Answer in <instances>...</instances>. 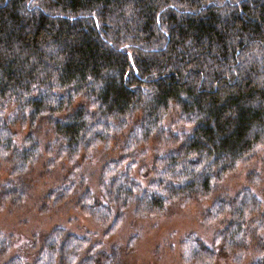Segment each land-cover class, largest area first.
<instances>
[{
    "label": "trees",
    "instance_id": "trees-1",
    "mask_svg": "<svg viewBox=\"0 0 264 264\" xmlns=\"http://www.w3.org/2000/svg\"><path fill=\"white\" fill-rule=\"evenodd\" d=\"M39 121L52 136L50 166H73L69 187L97 152L118 154L101 172L106 203L94 202L85 178L74 189L108 233L132 205L137 215L161 216L207 198L264 150V0H0V157L15 172L42 152ZM20 127L32 138L22 149ZM151 144L159 148L149 169L142 162ZM140 165L146 187L134 177ZM259 180L248 176L249 185ZM260 202L245 187L214 205L227 225L214 240L224 254L243 252L244 238L259 240ZM65 234L53 231L34 264H57L62 254L75 264L87 240ZM8 239L0 235V248L9 250ZM182 247L187 264L216 263L195 237Z\"/></svg>",
    "mask_w": 264,
    "mask_h": 264
},
{
    "label": "rangeland",
    "instance_id": "rangeland-1",
    "mask_svg": "<svg viewBox=\"0 0 264 264\" xmlns=\"http://www.w3.org/2000/svg\"><path fill=\"white\" fill-rule=\"evenodd\" d=\"M179 116V112L173 111L168 125L177 124ZM40 122L42 125L34 135L42 152L38 159L20 164L26 167L24 174L21 171L15 172V164L10 158L0 157V235L9 238V242L4 243L9 250L0 248V264H8L16 257L24 258V264H34L47 238L57 229H62L65 235H72L78 240H87V247L77 256L75 264H187L182 244L189 237L197 238L202 245L218 255L215 264H255L257 260L259 264H264V254L263 257L257 256L261 247L264 253V228L262 235H257L259 240L253 237L243 239V252L235 249L233 254H224L221 244L217 246L214 242L225 233L227 226L223 223L224 217H219L218 209L214 210V205L222 197L233 198L243 188H250L260 198L264 210V162L259 160L264 150L257 152L256 159L254 157L248 164L245 160L230 170L223 177V183L216 185L207 198L188 201L183 207L180 204L171 205L161 216L137 215L134 212L136 205H132L121 218L120 227L108 233L109 230L84 212V206L92 204L85 201L80 203L82 192L76 193L74 189L80 187L79 179L85 178L94 202L106 203L100 190L101 172L104 163L116 159L118 154L112 151L97 152L95 159L72 179L71 184L74 186L69 187L64 182L70 174L74 175L71 173L73 166L65 160L50 166L52 157L47 154V148L52 136L44 126L45 122L39 121L36 126ZM29 128L17 129L15 143L18 149L32 142V138L28 139ZM183 139L180 138V141ZM150 146L145 150L146 157L142 162L149 169L157 156L153 150L155 144ZM164 153L162 151L160 155ZM143 165L135 168L134 177L146 187L148 181L140 174ZM253 174L261 176L255 186L248 184V176ZM9 192H13L15 197L10 196ZM254 218L257 223H264V217ZM220 240L224 242V238ZM232 242L229 241V244ZM1 249L5 251L2 253ZM240 255L241 261L237 259ZM57 264H63V254L61 258L59 255Z\"/></svg>",
    "mask_w": 264,
    "mask_h": 264
}]
</instances>
